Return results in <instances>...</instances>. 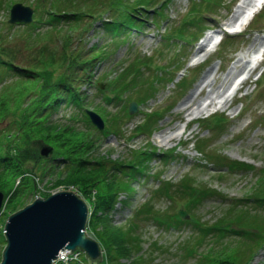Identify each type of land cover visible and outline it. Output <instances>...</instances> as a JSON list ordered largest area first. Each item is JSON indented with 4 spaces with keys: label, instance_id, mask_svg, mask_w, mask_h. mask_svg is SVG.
<instances>
[{
    "label": "rangeland",
    "instance_id": "374dc122",
    "mask_svg": "<svg viewBox=\"0 0 264 264\" xmlns=\"http://www.w3.org/2000/svg\"><path fill=\"white\" fill-rule=\"evenodd\" d=\"M190 1L193 0H170L161 10V16L154 19V24L151 18L145 17L139 31H133L125 36L118 33L109 35L102 31L99 21L96 20L106 19L107 12L104 11L97 15L98 17L87 16L79 21L77 29L70 33L71 44L78 52L79 50L84 52L92 44H96L95 50L101 52L103 56V59L93 63L90 84L81 87L87 95L83 107L86 110L88 108L95 110L98 107L100 111L104 110L103 114L105 112L107 114L117 113L122 109L127 111L128 103L131 101L136 104L135 113L127 112L129 118L122 117L121 129L117 135L108 133L105 136H97L99 139L96 153L103 158L107 157L105 165L112 168L117 166L118 162L140 160L138 156L133 158L131 151H154L146 156L151 159L144 161L146 169L131 181L133 191L129 194L119 192L114 200V208L108 215L113 226L128 224L131 226L133 237H137L132 252L129 256L121 252L123 257L118 258V264H197L201 262V251L215 252L214 250L224 249V246L213 247V244H209V239L216 240L213 238L216 232L212 237L211 234H206L207 236L203 237L205 240H199V234L202 232L199 226L217 225L220 221L223 224L224 221L231 219L233 212H239L240 208L254 214L264 212V203L256 206L252 203L251 197L260 192V187L264 183V4L263 9L260 10L262 8L260 7L256 11L260 10L259 13H256L248 24L243 25L240 24L243 16L240 15L241 10L238 6L240 4L244 6L246 0H209V3L204 4L206 10L202 8L203 5L198 10L197 6L201 3H197L194 17L200 16L202 24L214 29L205 31L196 41L180 44L178 40H172L171 44L165 46L160 35L166 29H179L182 26L184 22L182 18L187 14ZM247 1L250 5L255 0ZM18 2L33 9L32 17L35 20L37 16H41L42 7H47L48 0L41 2L0 0V54L3 55L0 57L5 60L4 66L10 69V60L17 65L29 66L35 61L34 56L40 48L37 44L29 45L31 40L24 41L20 36L26 30L27 23L7 21L10 6ZM249 5L245 8L247 9ZM93 8L91 5L90 9ZM61 24L64 26V23ZM63 26L61 25L59 29L61 30ZM194 28L187 27L185 32L191 34ZM37 31L41 34L39 43H59L51 36V27L47 23H42ZM61 33L64 34V30ZM221 36L223 40L217 43ZM62 45L61 42L59 47ZM199 45L202 48L198 51ZM257 50L261 51V55L255 54ZM137 56L140 59L131 64L133 76L130 72L129 75L126 74L128 70L125 71L123 68ZM252 56L260 57L252 59ZM251 62L254 66H251L253 65ZM57 68L59 70L54 78L61 70L67 69L63 66ZM244 68L246 69L243 71ZM163 69L167 72L162 71ZM260 72L261 75L256 78ZM5 73L0 71L1 77ZM204 77L207 81L202 82L195 93L197 101L188 110H181L183 100ZM3 80L15 81V78L8 73ZM176 80L178 81L174 84ZM208 81L210 83L206 84ZM233 82L237 83L234 85ZM99 83L101 87H97ZM12 89H15V85L11 89H5L2 94L8 91L10 93ZM109 91L113 93V97L108 102L105 97L110 94ZM19 95L18 103L10 98L11 104L8 105L9 108L7 107L9 113L7 110L2 111L0 141L5 139L10 141L5 133L9 130H18V122L22 119V117L18 119L20 116L18 110L25 109L28 105L24 92ZM1 107L3 105H0ZM15 110L18 111L16 117L13 115ZM58 110L51 118L60 119L62 114L73 111L72 104L63 102ZM153 110L155 117L157 114L162 117L155 119L152 124L154 131L146 139L145 134L135 133L133 126L141 121L142 112ZM214 111L222 113L226 119L225 123H214V119H207ZM94 112L101 115L99 111ZM103 123L105 127V122ZM76 124L82 126L80 120ZM204 124H210L213 128L206 129ZM4 126L5 131L2 130ZM196 139L202 148V154L194 151ZM161 151L169 152L171 156L164 160L160 159ZM205 158H213L214 164L208 165L203 161ZM234 162H243L246 166L231 167ZM184 173H188L189 179L200 185L205 184L213 191L203 193L202 190H196L193 193L190 189L183 193L185 190L179 178ZM62 179L63 177H59L58 180L43 178L38 182V191L23 195V198L16 202L18 203L16 206H9L7 209V205L3 206L2 202L0 238H3V225L7 216L31 202L36 195L43 197L42 194L49 195L59 190L75 191L86 203L89 214L90 205L87 198L70 184L62 182ZM161 181H166L169 185L163 183L159 187L160 191H156L159 190L157 186ZM263 192L264 190L262 196ZM247 196H250V199L245 200ZM122 199L126 200L123 205L119 202ZM147 199L149 203L143 206L142 212L136 213L137 208ZM178 210L186 212L188 217L185 219L177 215V218L184 222L178 224L174 219L168 222L167 217H173ZM166 218L167 222L164 221ZM88 225L85 221L84 232L96 240L94 229ZM254 231L260 229L257 230L255 227ZM240 238L244 240V237L231 233L223 240V244L225 241L229 244L225 246L226 254L220 253L217 256L219 251L217 253L210 251L202 264L216 262L218 264L221 262L220 258L230 259L229 264H232L233 250L230 246ZM248 242L250 243V240ZM4 245V242L0 241V256ZM66 250H59L57 255ZM102 253L101 263L109 264L107 254L103 250ZM80 258L83 262L79 260L78 264H90L84 255ZM61 260L63 258L57 263L62 262ZM248 264H264V244L254 249Z\"/></svg>",
    "mask_w": 264,
    "mask_h": 264
},
{
    "label": "trees",
    "instance_id": "16d2710c",
    "mask_svg": "<svg viewBox=\"0 0 264 264\" xmlns=\"http://www.w3.org/2000/svg\"><path fill=\"white\" fill-rule=\"evenodd\" d=\"M169 1L48 0L47 7H42L41 9V16L43 17L37 16L34 21L25 26L26 30L20 35L24 41H27V39L31 40L28 43L29 45L35 46L37 44L38 47L40 46L36 51L38 55L34 56L35 61L27 66L14 64L10 60V69L6 65L4 66L5 60L0 57V60H3L0 61V71L6 72L2 77L0 75V80L6 78L8 73L14 75L15 78V81L8 80L6 82L3 80L0 82V105H3L0 108V120L3 118L2 111H9L7 107L11 104L9 103L10 98L18 103L19 94L24 92V97L28 101L27 108L18 110L20 111L18 119L20 120V117H22L21 121L18 122V130H9L5 133L10 141L7 139L0 141V191L3 195V206L6 204L7 209L10 208L9 206H16L18 204L16 202L23 198V195L25 196L28 192L31 193L35 190L38 191V182L43 178H55L58 180L59 177H63L62 182L70 184L76 191L87 198L90 208L86 222L90 225L88 227L94 229V238L98 241L101 249L105 251V254H107L106 258L109 264H118V258H122L126 254L129 256V253L135 247L137 237H133L131 226L128 224L113 226L108 215H110V210L114 208V200L119 192L129 194L133 191L131 181H134L137 174L146 169V162L144 161L151 160L146 156H149L148 153H153L154 151H131L133 158L138 156L140 160L136 161L133 159L132 162L127 163L118 162V165L112 168H107L105 165L107 157L103 158L102 155L96 153L95 150L98 147L99 139L97 136H105L108 133L117 135V132L121 129L120 122L123 120L122 117L124 119L129 118V115L123 109L117 113L107 112L106 114L105 112L103 114L104 110L100 111L96 107L95 110L101 112L100 116L104 119L105 127L98 131L90 124L83 110L87 95L86 91L81 89V87L90 84L93 63L103 59V56L101 52L95 50L96 44H92L84 52H82L83 50L78 52L76 47L71 44L70 33L77 29L79 21L81 22L87 16L89 18L99 16L104 11L107 12L106 19L101 20L98 18L96 20L99 21L102 31L109 35L118 33V35L122 34L125 36L133 31H139L144 24L145 17L151 18L152 24H154V19L157 16H161V10L165 8L166 3ZM197 3H201V5L197 6ZM206 3H209V0L191 1L187 14L182 18L184 21L182 26L179 29H166L160 35L165 46L171 44L174 38L187 41L197 36L196 34L201 31L203 25L201 17H194V14L197 12V8L199 10L202 5V8L206 10L204 5ZM91 5L94 10L90 9ZM42 23H47L51 27V36L59 42L58 44L53 42H49V44H46V42L39 43L41 42V34H39L37 29L41 27ZM61 23H64V26ZM61 25L63 28L60 30L59 27ZM193 25L196 27L194 32H191V34L186 33V28ZM62 30H64V34L61 33ZM61 42L63 45L60 48ZM134 59H131L133 61H130L123 68L125 71L128 70L126 74L132 73V76L134 73L131 70V64L139 60L140 57L137 56ZM141 65L144 66L143 63ZM57 66H63L67 69L61 70L54 78L59 70ZM14 68L15 71H13ZM162 71L166 72L167 70L163 69ZM110 84L111 82H109ZM13 85H15V89L10 90V93L8 91L2 94L5 89H11ZM112 97L113 93L110 92L105 99L109 102ZM63 102L64 104H72L73 111L62 114L60 119L57 117L51 118L52 114L58 113V108ZM18 111L15 110L13 112L14 117L17 116ZM154 114L155 110L142 112L141 121L133 126V131L145 134L147 139L154 131L152 124L155 119L158 120L162 117L160 114L155 117ZM207 119H214V123L222 124L226 121L221 113H213ZM79 120L82 122V126L76 124ZM204 125L206 129L213 128L210 124ZM5 127L2 129L3 131H5ZM13 127L15 128V124H13ZM96 133L99 134L96 135ZM196 140L195 145L193 142L194 150L202 154V148L199 147L197 144L198 140ZM42 147L49 149L45 156L40 154ZM169 155V152L161 151L159 157L161 156L160 159L164 160ZM203 161L208 165L214 164L213 158H205ZM203 166L206 167L205 165ZM238 166L243 168L246 164L234 162L231 167ZM179 181L185 190L183 193L190 189L193 193L196 190H202L203 193L213 191L205 184L200 185L193 179H189L188 173H184L179 178ZM163 183L169 185L168 182L161 181L157 186L158 188L156 187L159 190L156 191H160L159 187ZM263 190L264 183L260 187V192L251 196L252 203H255L256 206L264 203V197L261 195ZM42 195L46 197L48 194ZM175 196L177 197V194ZM248 199H250V196L245 198V200ZM119 202L123 205L126 200L122 199ZM147 203H149V199L142 202L135 212L140 214L143 206L147 205ZM238 211L233 212L231 219L224 221L223 224L220 221L217 222V225L199 226V228H202L199 240H205L203 237L207 236L206 234H211L210 236L212 237L216 232L213 236L216 240L209 239V244H213V247L224 246L222 250L213 249L216 253L219 251L217 255L219 256L220 253L226 254L227 247L225 246H229V244L226 241L223 244V240L231 233L244 237V240L240 238L235 240L234 245L231 244L230 248L233 250L231 251V255H233L231 258L232 264H248L254 249H258L261 244H264V212L260 211L254 214L242 208L238 209ZM167 218L168 222L172 219L178 224L184 222L177 218V214ZM167 218L164 219L165 222H167ZM131 222L136 227L132 220ZM255 227L257 230L260 229V231L255 232ZM205 229H213L214 231L208 232ZM248 240H250V243ZM0 241L4 242L3 238H0ZM201 241L199 242L201 243ZM210 251H201V262H197V264H202L207 259L206 254ZM215 252L211 251V253ZM220 259L221 262L218 264H229L230 259ZM71 264L78 263L73 262Z\"/></svg>",
    "mask_w": 264,
    "mask_h": 264
},
{
    "label": "water",
    "instance_id": "95a60500",
    "mask_svg": "<svg viewBox=\"0 0 264 264\" xmlns=\"http://www.w3.org/2000/svg\"><path fill=\"white\" fill-rule=\"evenodd\" d=\"M31 13L29 6L15 3L9 9L8 22H29ZM135 111V103L130 102L128 113ZM85 112L93 125L103 128L97 113L91 109ZM48 152L46 147L40 149L43 156ZM2 197L0 191V207ZM177 213L181 218H187L185 211L178 210ZM87 214L86 203L75 191L59 190L46 197L36 196L7 216L2 231L5 245L0 264H51L58 251L64 248L69 252L80 249L87 263L97 264L102 258L101 248L84 232Z\"/></svg>",
    "mask_w": 264,
    "mask_h": 264
},
{
    "label": "bare ground",
    "instance_id": "6f19581e",
    "mask_svg": "<svg viewBox=\"0 0 264 264\" xmlns=\"http://www.w3.org/2000/svg\"><path fill=\"white\" fill-rule=\"evenodd\" d=\"M258 3H259V0H256L254 2H251V4L249 5L248 1L246 0V2L244 3V6L241 5V4L238 6V9L240 8V10H241L240 15L241 16H250L252 14V12L259 6ZM248 5H249V7L246 9L245 6H248ZM243 8H245V9H243ZM201 48L202 47L199 45V47L197 48V50L199 51V50H201ZM258 52H259V50H258ZM245 69L246 68H244L243 71ZM214 78L215 77H212V79H214ZM205 81H207V79L204 77V79L192 90V92L188 96H186V98L183 100V102L180 105L181 110H188L197 101V96H195V93L197 92V89L199 88V85L202 82H205ZM210 81L206 82V84L207 83H210ZM220 85H221V83L219 84V86ZM62 253H63V251H61L58 255H60Z\"/></svg>",
    "mask_w": 264,
    "mask_h": 264
},
{
    "label": "built area",
    "instance_id": "2783aa9c",
    "mask_svg": "<svg viewBox=\"0 0 264 264\" xmlns=\"http://www.w3.org/2000/svg\"><path fill=\"white\" fill-rule=\"evenodd\" d=\"M66 252H69V250H66ZM79 255L81 256V250L79 249H73L69 253H65V251H63L62 254L57 255L56 258L51 261V264H61V263L68 264L69 261H73V260L79 261L80 259ZM62 258H63V260H61L62 262L57 263V261Z\"/></svg>",
    "mask_w": 264,
    "mask_h": 264
}]
</instances>
